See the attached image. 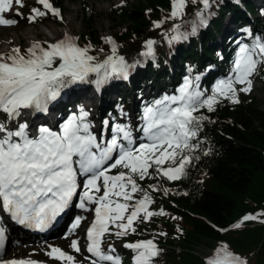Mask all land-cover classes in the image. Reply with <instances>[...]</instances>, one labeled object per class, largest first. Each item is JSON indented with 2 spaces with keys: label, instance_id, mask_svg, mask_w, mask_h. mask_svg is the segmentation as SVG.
Listing matches in <instances>:
<instances>
[{
  "label": "snow or ice",
  "instance_id": "snow-or-ice-1",
  "mask_svg": "<svg viewBox=\"0 0 264 264\" xmlns=\"http://www.w3.org/2000/svg\"><path fill=\"white\" fill-rule=\"evenodd\" d=\"M40 7H32L27 16L29 23L49 13L62 20L60 9L50 0H36ZM189 0H170V12L154 28H161L167 20H182ZM202 8L194 15L206 25L204 13L210 0H191ZM24 7V0H0V26L17 25V19L6 18L5 13ZM174 24L170 32L162 33L171 43L186 38ZM250 43H241L230 73L216 81L210 91L201 88V76H187L177 89L178 94L164 95L145 105L134 129L129 123L103 121L99 134L89 119L90 113L82 107L54 129L46 124L36 125L22 120L25 110L47 114L49 105L61 92L77 83H93L99 89L113 77L127 79L129 65L118 55L112 37L104 42L111 45V54L103 61L90 55L91 44L80 46L78 37L68 35L43 46L33 42L25 50L12 47L0 53V210L11 220L25 228L45 232L57 222L70 206L90 212L93 218L86 228L85 256L89 264H123L116 247L108 237L125 240L138 235V226L153 217L167 216L163 207L153 210L152 193L169 189L161 183L142 185L145 180L177 181L187 174V168L198 160L193 155L200 146L199 133L209 117L202 113L216 110L227 101L239 104V94L252 91V77L264 65V37H253L249 29L243 30ZM195 23L193 24V33ZM156 41L147 40V52L154 54ZM100 51H103L101 49ZM95 76L90 80V76ZM239 86V87H238ZM126 115V114H124ZM195 141V143H194ZM204 155L209 151L205 150ZM186 194V193H185ZM264 212L247 214L233 227L240 228L245 221L264 223ZM173 220L179 217H171ZM85 217L76 216L70 232L74 233ZM177 231H181L177 228ZM221 231H226L222 229ZM155 233L150 239L124 242L123 249L131 252V264H155L162 252ZM6 228L0 226V252L6 246ZM107 245V247H105ZM71 249L81 253L80 241L73 239ZM45 255L60 264H82L76 256L60 247L49 245ZM0 264H41L31 258L0 259ZM203 264H248L226 243L218 244Z\"/></svg>",
  "mask_w": 264,
  "mask_h": 264
},
{
  "label": "trees",
  "instance_id": "trees-1",
  "mask_svg": "<svg viewBox=\"0 0 264 264\" xmlns=\"http://www.w3.org/2000/svg\"><path fill=\"white\" fill-rule=\"evenodd\" d=\"M50 1L65 12L66 2L78 0ZM260 1L264 8V0ZM255 4L254 0H210V8L204 13L205 25L200 24L194 15L202 5L189 0L183 19L167 20L161 28H154L153 22L168 15L170 0H140L131 9H127V3L113 8L109 13L111 17H119L121 23L130 22L122 32L114 35L113 40L118 53H127L124 58L133 65L130 68L133 75L128 81L117 78L113 85L101 90L103 117L119 118L121 114H116L115 110L123 111L128 106L134 108L136 97L145 106L166 94H178L177 89L190 75L199 74L201 88L210 91L214 81L230 73L238 45L246 38L243 30L249 29L253 37H264V21ZM32 7L42 8L34 3L26 7L27 15L31 14ZM82 9L89 33L78 36V43L82 47L91 44L93 50L89 54L97 59H100V52L110 55L111 45L93 30L97 12L88 7L87 2H83ZM47 22L61 25L50 13L35 24ZM177 23L181 24L180 31L187 34L186 38L169 43L162 33L170 32ZM149 39L156 41L154 54L141 55L147 52L144 45ZM40 43L47 46L42 41ZM28 47L23 44L20 48L23 51ZM258 76L264 83V69ZM89 79L94 80L95 76ZM92 87L97 88L93 83H77L66 89L80 92ZM140 89L144 90L140 93ZM146 89H151V94L144 95ZM111 96L117 97L116 100L112 101ZM239 99L240 103L236 105L224 101L211 113L202 110L209 121L204 122L198 138L202 143L193 153L199 159L187 168L185 177L172 182H142L144 187L149 183H161L169 189L167 196L162 192L152 193L155 200L152 209L163 207L168 215L141 223L138 226L140 234L131 235L126 241L109 237L110 243L115 246L150 239L155 233L165 232L166 236L156 237L162 252L155 264H203L195 249L205 244L216 247L220 243L228 244L248 264H264V223L245 221L240 228L233 227L247 214L264 212V111L254 98L240 93ZM63 106L65 114L69 106L67 103ZM205 150L209 151L208 155L203 154ZM177 228L181 231L178 232ZM15 229L13 238L23 239L25 235ZM117 252L124 264L127 253L121 249Z\"/></svg>",
  "mask_w": 264,
  "mask_h": 264
},
{
  "label": "rangeland",
  "instance_id": "rangeland-1",
  "mask_svg": "<svg viewBox=\"0 0 264 264\" xmlns=\"http://www.w3.org/2000/svg\"><path fill=\"white\" fill-rule=\"evenodd\" d=\"M36 0H24V7L19 8L16 6V10L20 11L23 14V17H18L14 15V12L5 13L6 18H13L17 19L18 23L17 25L13 27H6L2 28L0 30V43L3 45V49L7 51V53L10 51L12 47H21L23 44L26 46H30L33 42H40L46 44L47 43H54L58 41L59 39H62L63 36H60L59 38L55 40H48L47 37L52 38V34L50 33V29L48 27H53L56 30H66L69 33V35L78 37L84 33H89V30H87L85 24H84V14H83V2H87L88 7L93 8L95 12H97L98 16L94 20L93 30L96 32V35L100 37L101 39H104L105 37H114L117 33L122 32L124 28L130 25V22L126 21L121 23L119 17H111L109 15L110 11L115 7H120L127 3V9H131L140 0H78L77 2H66L64 4V9H66L65 12H61L62 20L58 18V20L61 22V26H58L56 24H53L51 22H47L45 24H35V23H29L27 20V13H26V7L32 5L35 3ZM255 5L260 9L261 19L264 21V9L262 8V4L260 0H254ZM59 9V8H58ZM72 20V21H70ZM13 29V32L10 30ZM43 30V31H42ZM26 31H33L31 37H27L24 35ZM16 34V35H15ZM244 36L246 37L244 39V42L241 40V43H250L251 38L247 36V34L244 32ZM11 39V42L9 43L8 40ZM240 47V46H239ZM103 53H99V56L101 57ZM120 56H127V53H118ZM98 59V61H100ZM264 69V65L260 66L257 70V72L253 75L251 78L253 81V88L252 91L248 94L243 93L244 95L254 98L257 101L258 106L264 111V83L259 80V73ZM239 87V86H238ZM144 89H140V93ZM151 90V89H149ZM148 89L143 92L144 95L151 94V92ZM68 91L67 89L64 92V95L66 93V96H68V106H69V114L66 116L61 117L60 121L63 120V122L73 113H78L79 109L82 107L84 110L88 111L90 113L89 119L94 116L95 127L93 128V131L96 130V127L98 126V123L103 124L104 120H109V118L103 117L102 115V101L100 94L95 91L93 92L91 89L82 90L79 93L72 96V92ZM71 96H69V95ZM155 96V95H154ZM117 97L111 96V100L115 101ZM140 104V99L135 98L134 99V108L136 107V111H134L133 107L128 106L123 111L120 109H116V114H121V116L117 119V122L120 123H129L131 126L133 125L134 120L132 118H135V122L138 125L139 117L142 114V110L144 106L142 105L141 108L137 107ZM149 105V104H146ZM62 106V102L58 104H50L49 107H58L60 108ZM58 112V111H57ZM141 114H140V113ZM28 112L24 111L25 117L29 116L27 114ZM59 114V112H58ZM126 114V115H124ZM131 118V119H130ZM116 118L110 121H115ZM59 121V122H60ZM131 122V123H130ZM62 123V121L60 122ZM136 125V127H137ZM57 126V125H56ZM134 135H138V132H134ZM82 217L89 216L88 221L81 222V225L78 229L75 230L74 233H71L70 230H66L63 228L54 236L47 238L45 241L40 242H31L27 237L25 239H16L13 238V232L10 231L9 237L7 240V246L6 251L4 253L3 258H31L35 260H41L44 262H47L48 264H60L59 261H53L50 258H48L45 255L46 251H49L48 248L49 245L60 247L65 252H68L69 254H72L76 256L77 260L81 261L82 264H89L88 260H85L86 254V245L85 243L81 242V235L79 234V230L81 229L83 240L85 241V232L84 227L87 226L92 219V213L90 212H81ZM73 239L80 241V247H81V253L77 254L75 253L70 245L71 241ZM108 242H110V238H107ZM21 245L25 247V250L23 251H10L8 250L10 246H17ZM107 247V245H105ZM115 247H119L123 252L125 251L128 253L129 257L125 261L124 264H131V252L128 250L123 249L122 244H115ZM215 248L214 245H200L195 249V254L197 257L202 259L203 261L207 258L209 254H211L212 250Z\"/></svg>",
  "mask_w": 264,
  "mask_h": 264
},
{
  "label": "bare ground",
  "instance_id": "bare-ground-1",
  "mask_svg": "<svg viewBox=\"0 0 264 264\" xmlns=\"http://www.w3.org/2000/svg\"><path fill=\"white\" fill-rule=\"evenodd\" d=\"M70 21H72V20H70ZM46 27L48 29H50V33L52 34V38L51 37H49V38L47 37V39L50 40V41L51 40H55V39L59 38L60 36H64L66 33L67 34L70 33V32H68L66 30H56L53 27H48V26H46ZM2 28H6V27L0 26V30H2ZM10 31L13 32V29H11ZM32 32L33 31H26L24 33V35L30 38L31 35H32ZM8 42L10 43L11 42V39H9ZM239 46H240V43L238 45V50H239ZM0 53H3V54H6L7 53V51H5L3 49V45L1 43H0ZM25 111L28 112L27 114L29 116L25 117V115L22 114L21 119L22 120H29L30 122H32V123H34L36 125L46 124V125H48V126H50V127H52V128L55 129L57 127L56 125H58L61 121L63 122V120L60 121V115L57 112L58 111V107H49V111H48L47 114H45V113H39V112H31L30 110H25ZM90 120L94 124V122H95L94 116H92V118H90ZM139 123H141V121H139ZM102 127H103V124L98 123V126L96 127V130H94V132L97 133V134H99V132H100V130H101ZM88 219H89V216H87L84 219L83 222L88 221ZM12 226H14V227H10L11 228V231H14L15 228H16L15 230H17V229L20 230L18 226H15V225H12ZM82 232L83 231L80 229L79 230V234L81 235V242L83 243L84 240H83ZM23 239H25V238H23ZM8 250H10V251H15V250L16 251H23V250H25V247H23L21 245L10 246Z\"/></svg>",
  "mask_w": 264,
  "mask_h": 264
}]
</instances>
